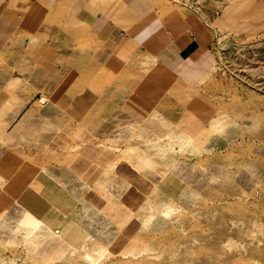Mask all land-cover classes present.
<instances>
[{"label": "rangeland", "instance_id": "obj_1", "mask_svg": "<svg viewBox=\"0 0 264 264\" xmlns=\"http://www.w3.org/2000/svg\"><path fill=\"white\" fill-rule=\"evenodd\" d=\"M158 5L63 135H0V264H264V0Z\"/></svg>", "mask_w": 264, "mask_h": 264}, {"label": "crops", "instance_id": "obj_2", "mask_svg": "<svg viewBox=\"0 0 264 264\" xmlns=\"http://www.w3.org/2000/svg\"><path fill=\"white\" fill-rule=\"evenodd\" d=\"M158 1L0 0V135H63L60 121L80 118L94 103L90 85L77 95L63 91L78 74L114 65L121 40L145 41L152 53L158 41L172 39L155 23ZM203 36L190 33L188 40Z\"/></svg>", "mask_w": 264, "mask_h": 264}]
</instances>
